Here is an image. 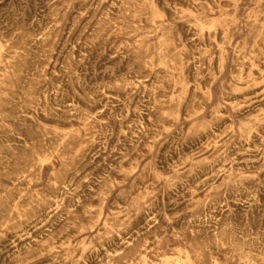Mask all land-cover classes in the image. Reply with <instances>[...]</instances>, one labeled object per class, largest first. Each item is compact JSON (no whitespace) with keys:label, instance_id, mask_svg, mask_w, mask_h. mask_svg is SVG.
<instances>
[{"label":"rangeland","instance_id":"374dc122","mask_svg":"<svg viewBox=\"0 0 264 264\" xmlns=\"http://www.w3.org/2000/svg\"><path fill=\"white\" fill-rule=\"evenodd\" d=\"M135 1L0 0V264H264V0Z\"/></svg>","mask_w":264,"mask_h":264},{"label":"bare ground","instance_id":"6f19581e","mask_svg":"<svg viewBox=\"0 0 264 264\" xmlns=\"http://www.w3.org/2000/svg\"><path fill=\"white\" fill-rule=\"evenodd\" d=\"M132 1H133V0H132ZM136 1H137V0H136ZM136 1H135V2H136ZM211 1H212V0H211ZM217 1H218V0H217ZM229 1H230V0H229ZM122 2H123V1H122ZM135 2H134V3H135ZM183 2H184V1H183ZM188 2H189V1H188ZM209 2H210V1H209ZM221 2H222V1H221ZM191 3H192V2H191ZM191 3H190V4H191ZM199 3H200V2H199ZM205 3H206V2H205ZM205 3L200 4V6H202V5L205 4ZM211 3H212V2H211ZM68 4H69V2H68ZM135 4H137V3H135ZM159 4H160V3H159ZM171 4H172V3H171ZM226 4H228V3H226ZM191 5H192V4H191ZM194 5H195V4H193V7H195ZM197 5H199V4H197ZM212 5H213V3H212ZM216 5H217V4H216ZM222 5H223V4H222ZM127 6H129V5H127ZM132 6H133V5H132ZM132 6H131V7H132ZM184 6H185V5H184ZM188 6H189V5H188ZM213 6H214V5H213ZM228 6H229V5H228ZM105 7H106V6H105ZM129 7H130V6H129ZM193 7H192V8H193ZM215 7H218V6H215ZM110 8H111V7H110ZM177 8H178V7H177ZM189 8H190V7H189ZM198 8H199V7H198ZM168 9H169V8H168ZM50 10H51V9H50ZM85 10H86V9H85ZM128 10H129V8H128ZM133 10H134V9H133ZM208 10H209V9H208ZM63 12H64V11H63ZM100 12H101V11H100ZM105 12H106V11H105ZM180 12H181V11H180ZM176 13H177V12H176ZM60 14H61V13H60ZM101 15H102V14H101ZM175 15H176V14H175ZM61 16H62V15H61ZM178 16H179V15H178ZM97 17H98V16H97ZM104 17H106V16H104ZM172 17H173V16H172ZM108 18H109V17H108ZM174 18H175V17H174ZM55 22H56V21H55ZM59 23H60V22H59ZM98 23H99V22H98ZM205 27H206V26H205ZM205 29H206V28H205ZM17 31H18V30H17ZM120 32H121V31H120ZM111 33H112V32H111ZM13 34H14V33H13ZM67 34H68V33H67ZM98 36H99V35H98ZM91 37H92V36H91ZM20 38H21V37H20ZM14 39H15V38H14ZM95 39H96V38H95ZM246 39H247V38H246ZM0 40H1V39H0ZM9 40H10V39H9ZM193 40H194V39H193ZM217 40H218V39H217ZM1 41H3V40H1ZM33 41H34V40H33ZM42 41H45V40H42ZM42 41H41V42H42ZM5 43H6V42H5ZM1 44H2V43H1ZM35 44H36V43H35ZM80 44H81V43H80ZM217 44H218V43H217ZM6 45H7V44H6ZM61 45H62V44H61ZM182 45H183V44H182ZM14 46H15V45H14ZM193 46H194V45H193ZM205 46H206V45H205ZM22 47H23V46H22ZM197 47H198V46H197ZM0 48H1V47H0ZM47 48H48V47H47ZM205 48H206V47H205ZM30 49H31V48H30ZM5 50H6V49H5ZM23 50H24V49H23ZM27 50H28V49H27ZM51 51H52V50H51ZM51 51H50V52H51ZM100 51H101V50H100ZM218 51H219V50H218ZM0 52H1V51H0ZM29 52H30V51H29ZM1 53H2V52H1ZM79 53H80V52H79ZM40 54H41V53H40ZM153 54H154V53H153ZM12 55H13V54H12ZM27 55H28V54H27ZM86 55H87V54H86ZM112 55H114V54H112ZM2 57H3V56H2ZM12 57H13V56H12ZM35 57H36V56H35ZM35 57H34V58H35ZM34 58H33V59H34ZM42 58H43V57H42ZM47 58H48V57H47ZM161 58H162V57H161ZM236 58H237V57H236ZM159 59H160V58H159ZM16 60H17V59H16ZM137 60H138V59H137ZM148 60H149V59H148ZM27 61H28V60H27ZM180 61H181V60H180ZM239 61H240V60H239ZM150 62H151V61H150ZM215 62H216V61H215ZM261 63H262V62H261ZM151 64H152V63H151ZM250 64H251V63H250ZM245 65H246V64H245ZM8 66H9V65H8ZM16 66H17V65H16ZM40 66H41V65H40ZM146 66H147V65H146ZM220 66H221V65H220ZM253 66H255V65L253 64ZM263 66H264V65H263ZM174 67H175V66H174ZM247 67H248V66H247ZM261 67H262V66H261ZM30 68H31V67H30ZM244 68H245V67H244ZM26 69H27V68H26ZM64 70H65V69H64ZM104 70H105V69H104ZM77 71H78V70H77ZM253 71H254V70H253ZM255 71H256V70H255ZM24 72H25V71H24ZM153 72H154V71H153ZM191 72H192V71H191ZM231 72H232V71H231ZM237 72H239V71H237ZM60 73H61V72H60ZM103 73H104V72H103ZM196 73H197V72H196ZM205 73H208V72H205ZM244 73H245V72H244ZM218 74H219V72H218ZM109 75H110V74H109ZM157 75H158V74H157ZM75 76H76V75H75ZM194 76H195V75H194ZM205 76H206V75H205ZM233 76H234V75H233ZM145 77H146V76H145ZM158 77H160V76H158ZM158 77H157V79H158ZM1 78H2V77H1ZM194 78H195V77H194ZM155 79H156V78H155ZM81 81H82V80H81ZM99 82H100V81H99ZM158 83H159V82H158ZM181 83H182V82H181ZM204 83H206V82H204ZM208 83H209V81H208ZM55 84H56V83H55ZM45 85H46V84H45ZM153 85H155V84H153ZM153 85H152V86H153ZM109 86H110V85H109ZM191 86H192V85H191ZM94 87H95V86H94ZM116 87H117V86H116ZM153 87H154V86H153ZM153 87H152V88H153ZM177 87H178V86H177ZM179 87H181V85H179ZM101 88H102V87H101ZM219 88H220V87H219ZM134 89H135V88H134ZM50 90H51V89H50ZM103 90H104V89H103ZM206 90H207V89H206ZM223 90H224V89H223ZM223 90H222V91H223ZM144 91H145V90H144ZM152 91H153V89H152ZM146 92H147V91H146ZM242 93H243V92H242ZM253 93H254V92H253ZM1 95H2V94H1ZM38 95H39V94H38ZM121 95H122V94H121ZM143 95H144V94H143ZM220 95H221V94H220ZM66 96H67V95H66ZM73 96H74V95H73ZM107 96H108V95H107ZM257 96H258V95H257ZM27 97H28V96H27ZM163 97H164V96H163ZM166 97H167V96H166ZM192 97H193V96H192ZM208 97H209V96H208ZM208 97H207V98H208ZM233 97H235V96H233ZM253 97H254V96H253ZM34 98H35V97H34ZM168 98H169V97H168ZM254 98H255V97H254ZM209 99H210V98H209ZM209 99H208V100H209ZM33 100H34V99H33ZM42 100H43V99H42ZM60 100H61V99H60ZM119 100H120V99H119ZM144 100H145V99H144ZM160 100H161V99H160ZM167 100H169V99H166V101H167ZM186 100H187V99H186ZM188 100H189V99H188ZM190 100H191V99H190ZM208 100H206V101L208 102ZM227 100H228V99H227ZM263 100H264V99H263ZM45 101H46V100H45ZM65 101H66V100H65ZM36 102H37V101H36ZM36 102H35V103H36ZM188 102H189V101H188ZM197 102H198V101H197ZM203 102H204V101H203ZM240 102H241V101H240ZM245 102H246V101H245ZM256 102H257V101H256ZM258 102H260V100H259ZM71 103H72V102H71ZM85 103H86V102H85ZM154 103H155V101H154ZM156 103H158V102H156ZM163 103H164V102H163ZM167 103H168V102H167ZM190 103H191V102H190ZM234 103H235V102H234ZM253 103H254V102H253ZM253 103H252L251 105H253ZM104 104H105V103H104ZM107 104H108V103H107ZM159 104H160V103H159ZM182 104H184V103H182ZM194 104H195V103H194ZM52 105H53V104H52ZM90 105H91V104H90ZM164 105H165V104H164ZM166 105H167V104H166ZM184 105H187V104H184ZM199 105H200V104H199ZM170 106H172V103L170 104ZM235 106H236V105H235ZM239 106H240V105H239ZM163 107H164V106H163ZM167 107H168V106H167ZM185 107H186V106H185ZM187 107H188V106H187ZM201 107H202V106H201ZM255 107H256V106H255ZM33 108H34V107H33ZM84 108H85V107H84ZM92 108H93V107H92ZM164 109H165V107H164ZM186 109H187V108H186ZM201 109H202V108H200L199 110L201 111ZM226 109H227V108H226ZM243 109H244V108H243ZM253 109H254V108H253ZM74 110H75V109H74ZM157 110H159V109H157ZM157 110H155V111H157ZM189 110H190V109H189ZM257 110H258V109H257ZM140 111H141V110H140ZM140 111H139V112H140ZM227 111H228V109H227ZM236 111H238V110H236ZM76 112H77V111H76ZM252 112H254V110H253ZM66 113H67V112H66ZM183 113H184V111H183ZM208 113H209V112H208ZM234 113H235V112H234ZM83 114H84V113H83ZM159 114H160V113H159ZM159 114L157 113V115H159ZM216 114H217V113H216ZM36 115H37V114H36ZM88 115H89V114H88ZM152 115H153V114H152ZM164 115H165V114H164ZM182 115H184V114H182ZM182 115H181V116H182ZM190 115H192V113H188V114L186 113V116L189 117ZM66 116H67V115H66ZM85 116H86V114H85ZM93 116H94V115H93ZM97 116H98V115H97ZM100 116H101V115H100ZM134 116H135V115H134ZM153 116H155V115H153ZM217 116H218V115H217ZM87 117H88V116H87ZM98 117H99V116H98ZM98 117H97V118H98ZM141 117H142V116H141ZM184 117H185V116H184ZM188 117H187V118H188ZM210 117H211V116H210ZM213 117H214V116H213ZM213 117H212V118H213ZM227 117L230 118V115L227 116ZM99 118H100V117H99ZM99 118H98V119H99ZM161 118H162V117H161ZM166 118H167V117H166ZM180 118H181V117H180ZM13 119H14V118H13ZM91 119H94V118H91ZM147 119H148V118H147ZM157 119H159V118H157ZM162 119H163V118H162ZM78 120H79V119H78ZM134 120H135V119H134ZM159 120H160V119H159ZM222 120H223V119H222ZM222 120H221V121H222ZM226 120H227V119H226ZM96 121H97V119H96ZM128 121H129V120H128ZM137 121H138V119H137ZM149 121H150V120H149ZM155 121H156V120H155ZM170 121H171V123H172V120H170ZM228 121H229V120H228ZM231 121H232V120H231ZM263 121H264V120H263ZM97 122H98V121H97ZM99 122H100V121H99ZM161 122H162V121H161ZM223 122H224V121H223ZM233 122H234V121H233ZM243 122H244V121H243ZM64 123H65V122H64ZM92 123H93V122H92ZM126 123H127V122H126ZM134 123H135V121H134ZM147 123H148V122H147ZM154 123H155V122H154ZM163 123H164V122H163ZM171 123H170V124H171ZM175 123H176V122H175ZM217 123H218V122H217ZM65 124H66V123H65ZM93 124H94V123H93ZM131 124H132V123H131ZM166 124H167V123H166ZM170 124H169V125H170ZM173 124H174V122L172 123V125H173ZM218 124H219V123H218ZM242 124H243V123H242ZM262 124H263V123H262ZM128 125H129V124H128ZM150 125H151V123H150ZM222 125H223V124H222ZM228 125H230V124H228ZM2 126H3V125H2ZM126 126H127V125H126ZM129 126H130V125H129ZM131 126H133V125H131ZM145 126H146V125H145ZM223 126H224V125H223ZM223 126H222V127H223ZM225 126H226V125H225ZM225 126H224V127H225ZM246 126H247V125H246ZM246 126H245V127H246ZM252 126H253V125H252ZM77 127H78V126H77ZM133 127H137V125H136V126H133ZM139 127H140V126H139ZM152 127H153V126H152ZM156 127H157V126H156ZM226 127H227V126H226ZM226 127H225V128H226ZM245 127H244V128H245ZM256 127H257V126H256ZM262 127H263V126H262ZM126 128H127V127H126ZM137 128H138V127H137ZM137 128H136V129H137ZM154 128H155V127H154ZM162 128H163V127H162ZM177 128H178V127H177ZM209 128H211V127H209ZM225 128H224V129H225ZM227 128H228V127H227ZM227 128H226V129H227ZM53 129H54V128H53ZM133 129H134V128H133ZM136 129H135V130H136ZM138 129H139V128H138ZM156 129H157V128H156ZM158 129H159V128H158ZM158 129H157V130H158ZM180 129H181V128H180ZM180 129H179V130H180ZM232 129H233V128H232ZM232 129H230V130H232ZM257 129H259V128H257ZM206 130H207V129H206ZM206 130H205V132H206ZM208 130H209V129H208ZM208 130H207V131H208ZM211 130H212V129H211ZM250 130H251V129H250ZM250 130H249V131H250ZM252 130H253V129H252ZM254 130H255V129H254ZM130 131H132V129H131ZM160 131H161V130H160ZM162 131H163V130H162ZM215 131H216V130H215ZM259 131H261V130H259ZM59 132H60V131H59ZM91 132H92V131H91ZM96 132H97V131H96ZM132 132H133V131H132ZM138 132H139V131H138ZM163 132H164V131H163ZM221 132H223V131H221ZM227 132L229 133V131H227ZM227 132H226V133H227ZM245 132H246V131H245ZM247 132H248V131H247ZM251 132H253V131H251ZM251 132H250V133H251ZM255 132H257V131H255ZM86 133H87V132H86ZM86 133H85V134H86ZM89 133H90V131H89ZM92 133H93V132H92ZM135 133H136V132H135ZM199 133H200V132H199ZM202 133H203V132H202ZM209 133H210V132H209ZM214 133H215V132H214ZM228 133H227V134H228ZM248 133H249V132H248ZM81 134H82V133H81ZM115 134H116V133H115ZM126 134H127V132H126ZM128 134H129V132H128ZM148 134H151V133H148ZM152 134H153V133H152ZM156 134H157V133H156ZM210 134H211V133H210ZM210 134H209V135H210ZM242 134H243V133H242ZM242 134H241V135H242ZM244 134H246V133H244ZM244 134H243V135H244ZM254 134H256V133H254ZM49 135H50V134H49ZM83 135H84V133H83ZM88 135H89V134H88ZM99 135H100V134H99ZM120 135H121V134H120ZM131 135H132V134H131ZM146 135H147V134H146ZM146 135H145V136H146ZM157 135H158V134H157ZM211 135H212V134H211ZM243 135H242V136H243ZM258 135H259V137H260V134H258ZM258 135H256L255 137H258ZM94 136H96V135H94ZM107 136H108V135H107ZM114 136H115V135H114ZM133 136H134V135H132V137H133ZM217 136H218V134H217ZM217 136H215V137H217ZM223 136H226V135L223 134ZM232 136H233V135H232ZM248 136H250V134H248ZM97 137H98V136H97ZM123 137H125V136H123ZM123 137H122L121 139H124ZM147 137H149V136L147 135ZM150 137H151V135H150ZM190 137H191V136H190ZM193 137H194V136H193ZM196 137H197V136H196ZM199 137H200V136H199ZM213 137H214V136H213ZM215 137H214V138H215ZM245 137H246V135H245ZM87 138H88V137H87ZM92 138H93V137H92ZM129 138H130V137H129ZM129 138H128V139H129ZM151 138H152V137H151ZM201 138H202V137H201ZM203 138H204V137H203ZM218 138H219V137H218ZM89 139H90V138H89ZM131 139H132V138H131ZM157 139H158V138H157ZM189 139H190V138H189ZM191 139H192V138H191ZM191 139H190V141H191ZM196 139H197V138H196ZM215 139H216V138H215ZM220 139H221V138H220ZM239 139H240V138H238V140H239ZM243 139H244V138H243ZM247 139H248V138H247ZM254 139H255V138H254ZM257 139H258V138H257ZM145 140H146V139H145ZM183 140H184V139H183ZM193 140H194V139H193ZM213 140H214V139H213ZM221 140H222V139H221ZM227 140H228V139H227ZM248 140H250V139H248ZM248 140H247V141H248ZM92 141H94V138L92 139ZM115 141H116V139H115ZM121 141H122V140H121ZM128 141H129V140H128ZM130 141H131V140H130ZM130 141H129V142H130ZM141 141H142V140H141ZM154 141H156V139H154ZM217 141H219V139H218ZM225 141H226V140H225ZM250 141H251V140H250ZM262 141H263V140H262ZM131 142H132V141H131ZM143 142H144V141H143ZM165 142H166V141H165ZM188 142H189V141H188ZM188 142H187V143H188ZM192 142H193V141H192ZM192 142H191V143H192ZM88 143H89V141H88ZM88 143H87V144H88ZM118 143H119V142H118ZM125 143H126V142H125ZM194 143H195V142H194ZM197 143H198V142H197ZM197 143H196L195 145H197ZM227 143H228V142H227ZM234 143H235V142H234ZM245 143H246V142H245ZM249 143H250V142H249ZM89 144H90V143H89ZM93 144L95 145V143H93ZM192 144H193V143H192ZM192 144H191V145H192ZM205 144H206V143H205ZM213 144H214V141H213ZM215 144H216V143H215ZM223 144H224V143H223ZM251 144H252V143H250V145H251ZM124 145H125V144H124ZM127 145H128V144H127ZM139 145H140V144H139ZM139 145H138V147H139ZM141 145H143V144H141ZM141 145H140V146H141ZM175 145H177V144H175ZM199 145H201V144L199 143ZM199 145H198V147H200ZM224 145H225V144H224ZM224 145H223V146H224ZM117 146H118V145H117ZM121 146H122V145H121ZM153 146H154V143L151 142V140H150V142H149V149H153V148H152ZM173 146H174V145H173ZM173 146H172V147H173ZM213 146H214V145H213ZM213 146H212V147H213ZM221 146H222V145H221ZM240 146H241V145H240ZM252 146H253V145H252ZM252 146H251V147H252ZM29 147H30V146H29ZM88 147H89V146H88ZM124 147H125V146H124ZM124 147H123V148H124ZM130 147H131V146H130ZM175 147H176V146H175ZM193 147H194V146H193ZM195 147H196V146H195ZM198 147H197V148H198ZM203 147H205V146H203ZM247 147H248V145H247ZM55 148H56V147H55ZM116 148H117V147H116ZM116 148H115V149H116ZM118 148H119V147H118ZM140 148H141V147H140ZM145 148H146V147H145ZM191 148H192V147H191ZM219 148H221V147H219ZM236 148H237V147H236ZM245 148H246V147H245ZM53 149H54V148H53ZM119 149H120V148H119ZM121 149H122V148H121ZM137 149H139V148H137ZM143 149H144V147H143ZM175 149H176V148H175ZM178 149H179V148H178ZM194 149H195V148H194ZM204 149H205V148H204ZM234 149H235V148H234ZM126 150H129V149H126ZM139 150H140V149H139ZM145 150H146V149H145ZM176 150H177V149H176ZM179 150H180V149H179ZM191 150H193V149H191ZM201 150H202V149H201ZM219 150H220V149H219ZM245 150H246V149H245ZM254 150H256V149H254ZM261 150H262V149H261ZM98 151H99V150H98ZM102 151H103V150H102ZM117 151H118V149H117ZM132 151H133V150H132ZM149 151H150V150H149ZM177 151H178V150H177ZM257 151H258V150H257ZM259 151H260V150H259ZM114 152H115V151H114ZM125 152H126V151H125ZM241 152H242V151H241ZM248 152H249V151H248ZM32 153H33V152H32ZM134 153H135V151H134ZM141 153H142V152H141ZM195 153H196V152H195ZM206 153H208V151H207ZM234 153H236V152L234 151L233 154H234ZM239 153H240V152H239ZM245 153H246V152H245ZM261 153H262V152H261ZM40 154H41V153H40ZM120 154H121V153H120ZM122 154H124V153H122ZM125 154H126V153H125ZM135 154H137V153H135ZM138 154H139V153H138ZM146 154H147V152H146ZM231 154H232V153H231ZM251 154H252V153H251ZM114 155H115V154H114ZM116 155H117V154H116ZM129 155H130V154H129ZM243 155H244V154H242V156H243ZM259 155H260V154H259ZM259 155H258V156H259ZM131 156H132V155H131ZM212 156H214V155H212ZM223 156H224V155H223ZM223 156H222V158L220 159V166H221V167L225 165V164H224V157H223ZM235 156H236V155H235ZM242 156H239V157L241 158ZM255 156H256V155H255ZM263 156H264V155H263ZM121 157H122V156H121ZM209 157H210V156H209ZM214 157H215V156H214ZM237 157H238V156H237ZM248 157H250V156H248ZM251 157H252V155H251ZM30 158H32V157H30ZM122 158H123V157H122ZM129 158H130V157H129ZM129 158H128V159H129ZM226 158H228V157H226ZM233 158H234V156L232 157V159H233ZM9 159H10V158H9ZM42 159H43V158H42ZM118 159H119V158H118ZM218 159H219V158H218ZM238 159H239V158H238ZM250 159H252V158H250ZM43 160H44V159H43ZM119 160H120V159H119ZM131 160H132V159H131ZM229 160H230V159H229ZM247 160H248V158H247ZM115 161H116V159H115ZM123 161H125V160H123ZM249 161H250V160H249ZM112 162H114V161H112ZM118 162H119V161H118ZM129 162H130V161H129ZM234 162H235V161H234ZM247 162H248V161H247ZM259 162H260V161H259ZM259 162H258V164H261V163H259ZM125 163L130 164V163H128V162H125ZM132 163H133V162H132ZM212 163H213V162H212ZM218 163H219V162H218ZM226 163H227V162H226ZM228 163H229V162H228ZM236 163H237V162H236ZM241 163H242V162H241ZM245 163H246V161H245ZM254 163H255V162H254ZM114 164H116V162H114ZM127 164H126V165H127ZM137 164H138V162L136 161L135 163L131 164L132 166H131L130 168H125L123 165H121V166L119 165V166L122 168V172L125 171V172H124L125 174H124V177H123L122 180H125V179L129 176L128 174H129L132 170H134V169L137 167ZM249 164H250V163H249ZM126 165H125V166H126ZM194 165H195V164H194ZM197 165H198V164H197ZM230 165H231V164H230ZM256 165H257V164H256ZM108 166H109V165H108ZM225 166H227V165H225ZM234 166H235V165H234ZM257 166H258V165H257ZM202 167H203V166H202ZM230 167H232V166H230ZM244 167H245V165H244ZM105 168H107V167H105ZM212 168H213V167H212ZM238 168H239V167H238ZM241 168H243V167H241ZM245 168H246V167H245ZM249 168H250V165H249ZM254 168H255V167H254ZM108 169H110V168H108ZM196 169H197V168H196ZM98 170H99V169H98ZM102 170H103V169H102ZM112 170H114V169H112ZM112 170H111V171H112ZM203 170H205V169H203ZM100 171H101V170H100ZM107 171H108V170H107ZM117 171H118V170H117ZM194 171H195V170H194ZM197 171H198V170H197ZM250 171H252V170H250ZM255 171H256V170H255ZM37 172H38V171H37ZM97 172H98V171H97ZM103 172H104V171H103ZM109 172H110V171H109ZM198 172H199V171H198ZM202 172H203V171H202ZM218 172H219V171H218ZM95 173H96V172H95ZM110 173H111V172H110ZM192 173H193V172H192ZM199 173H200V172H199ZM230 173H231V172L227 171V173H226L227 178H228V176H230ZM189 174L191 175V173H189ZM222 174H223V173H222ZM212 175H213V174H212ZM217 175H218V174H217ZM36 176H37V175H36ZM100 176H101V175H100ZM117 176H118V173H117ZM207 176H208V175H207ZM29 177H30V176H29ZM94 177H95V176H94ZM118 177H119V176H118ZM118 177H117V178H118ZM187 177H188V176H187ZM193 177H194V176H193ZM230 177H231V176H230ZM256 177H257V176H256ZM263 177H264V176H263ZM147 178H149V177H147ZM147 178H146V179H147ZM189 178H191V177H189ZM194 178H195V177H194ZM198 178H199V177H198ZM198 178L196 177V179H198ZM92 179H93V178H92ZM100 179H101V178H100ZM100 179H98V180H100ZM103 179H104V177H103ZM103 179H102V180H103ZM108 179H109V178H108ZM146 179H145V180H146ZM192 179H193V178H192ZM224 179H225V178H224ZM228 179H229V178H228ZM249 179H250V178H249ZM249 179H247V180H249ZM252 179H253V178H252ZM255 179H256V178H255ZM89 180H90V179H89ZM114 180H115V179H114ZM186 180H187V179H186ZM201 180H202V179H201ZM261 180H262V178H261ZM139 181H140V180H139ZM147 181H148V180H147ZM188 181H189V180H188ZM225 181H226V180H225ZM236 181H237V180H236ZM250 181H251V180H250ZM252 181H254V180H252ZM51 182H52V181H51ZM90 182H91V180H90ZM90 182H88V183H90ZM99 182H100V181H99ZM182 182H183V181H182ZM220 182H221V181H220ZM254 182H255V181H254ZM256 182H257V181H256ZM262 182H263V181H262ZM262 182H261V183H262ZM69 183H70V182H69ZM116 183H118V182H116ZM185 183H187V181H186ZM185 183H184V184H185ZM244 183H245V182H244ZM244 183H243V184H244ZM85 184H86V182H85ZM112 184H113L112 181H107V182H105L102 186L99 185L100 187H99V189H98V192H99V195H100L103 199H105L106 195L108 194V192H109V190H110V187H112ZM175 184H176V183H175ZM177 184H178V183H177ZM179 184H180V183H179ZM182 184H183V183H182ZM190 184H191V183H190ZM237 184H239V183H237ZM241 184H242V183H241ZM247 184H249V183H247ZM145 185H146V184H145ZM224 185H225V184H224ZM232 185H233V184H232ZM244 185H245V184H244ZM251 185H252V184H251ZM84 186H85V185H84ZM92 186H94V184H93ZM167 186H168V185H167ZM177 186H178V185H177ZM227 186H228V185H227ZM227 186H226V188H227ZM230 186H231V185H230ZM234 186H235V185H234ZM246 186H247V185H246ZM248 186H249V185H248ZM262 186H263V184H262ZM77 187H78V186H77ZM94 187H95V186H94ZM138 187H140V186H138ZM141 187H142V186H141ZM241 187H242V186H241ZM252 187H255V186H252ZM64 188H65V187H64ZM80 188H81V186H80ZM170 188H171V187H170ZM226 188H225V189H226ZM238 188H239V187H238ZM238 188H237V189H238ZM250 188H251V186H250ZM261 188H264V187H261ZM261 188H260V189H261ZM85 189H86V188H85ZM85 189H84L83 191H85ZM172 189H174V188H172ZM227 189H228V188H227ZM234 189H235V188H234ZM87 190H88V189H87ZM87 190H86V191H87ZM90 190H91V189H90ZM230 190H231V189H230ZM86 191H85V192H86ZM138 191H139V190H138ZM239 191H240V190H239ZM248 191H249V190H248ZM77 192H78V190H77ZM87 192H88V191H87ZM90 192H91V191H90ZM92 192H93V191H92ZM228 192H229V191H228ZM235 192H236V191H235ZM235 192H233V193H235ZM254 192H255V191H254ZM64 193H65V192H64ZM69 193H70V192H69ZM75 193H76V192H75ZM81 193H82V192H81ZM204 193H205V192H204ZM239 193H240V192H239ZM241 193H242V192H241ZM243 193H244V195H248L247 192H244V191H243ZM245 193H246V194H245ZM262 193H263V192H262ZM76 194H77V193H76ZM79 194H80V193H79ZM87 194H88V193H87ZM91 194H92V193H91ZM254 194H255V193H254ZM254 194H253V195H254ZM64 195H65V194H64ZM66 195H67V194H66ZM82 195H83V194H82ZM144 195H145V194H144ZM228 195H229V194H228ZM255 195H256V194H255ZM261 195H262V194H261ZM261 195H260V196H261ZM89 196H90V195H89ZM89 196H88V197H89ZM235 196H236V195H235ZM73 197H74V196H73ZM93 197H94V196H93ZM98 197H99V196H98ZM232 197L234 198V196H232ZM242 197H243V196H242ZM252 197H253V196H252ZM252 197H251V198H252ZM69 198H70V197H69ZM82 198H83V197H82ZM223 198H224V197H223ZM247 198H248V197H247ZM260 198L263 200L262 197H260ZM58 199H59V198H58ZM67 199H68V198H66V200H67ZM71 199H72V198H71ZM71 199H70V200H71ZM76 199H77V198H76ZM214 199H215V198H214ZM239 199H240V198H239ZM245 199H246V198H245ZM62 200L65 201L64 198H63ZM77 200H79V198H78ZM83 200H84V199H83ZM191 200H192V199H191ZM233 200H234V199H233ZM248 200H249V199H248ZM72 201H73V199H72ZM84 201H85V200H84ZM93 201H94V200H93ZM189 201H190V200H189ZM245 201H246V200H245ZM250 201H251V200H250ZM260 201H261V200H260ZM242 202H243V201H242ZM258 202H259V198H258ZM58 203H59V202H58ZM58 203H57V205H58ZM60 203H61V202H60ZM84 203H85V202H84ZM190 203H191V202H190ZM192 203H193V202H192ZM213 203H214V202H213ZM249 203L251 204V202H248V204H249ZM263 203H264V202H263ZM73 204H74V203H73ZM85 204H87V203H85ZM193 204H194V203H193ZM203 204H204V203H203ZM203 204H202V205H203ZM231 204H234V203H231ZM242 204H243V203H242ZM255 204H256V203H255ZM258 204H259V203H258ZM14 205H15V204H14ZM57 205H56V206H57ZM71 205H72V203L69 202V201L66 202V203H64L63 209L65 210V212L67 211V213H68L69 210H71V209H70V208H71V207H70ZM82 205H83V204H82ZM202 205H201V207L204 206V205H203V206H202ZM237 205H238V204H237ZM253 205H254V204H253ZM58 206H59V205H58ZM61 206H62V205H61ZM76 206H77V205H76ZM79 206L81 207V205H79ZM83 206H84V205H83ZM189 206H191V205H189ZM205 206H206V204H205ZM233 206H234V205H233ZM248 206H249V205H248ZM255 206H256V205H255ZM255 206H254V207H255ZM260 206H261V205H260ZM77 207H78V206H77ZM85 207H86V206H85ZM201 207H200V208H201ZM206 207H207V206H206ZM209 207H210V206H209ZM231 207H232V206H231ZM236 207H237V206H236ZM240 207H241V206H240ZM252 207H253V206H252ZM258 207H259V205H258ZM258 207H257V208H258ZM262 207H263V206H262ZM220 208H221V207H220ZM222 208H223V207H222ZM232 208H233V207H232ZM250 208H251V207H250ZM257 208H256V209H257ZM78 209H79V208H78ZM81 209H82V208H81ZM81 209H80V210H81ZM87 209H88V208H87ZM191 209H192V208H191ZM207 209H208V207H207ZM248 209H249V207H248ZM261 209H262V208H261ZM263 209H264V208H263ZM61 210H62V209H61ZM61 210H60V211H61ZM197 210H198V209H197ZM204 210H205V209H204ZM214 210H215V209H214ZM229 210H230V209H229ZM234 210H235V208H234ZM249 210H250V209H249ZM58 211H59V209H58ZM60 211H59V212H60ZM88 211H89V209H88ZM147 211H148V210H147ZM199 211H201V210H199ZM207 211H209V210H207ZM224 211H225V210H224ZM255 211H256V210H255ZM258 211H261V210H258ZM61 212H63V210H62ZM196 212H197V211H196ZM201 212H204V211H201ZM218 212H219V211H218ZM227 212H229V211L227 210ZM227 212H226V213H227ZM237 212H238V211H236V213H237ZM240 212H242V211H239V213H240ZM252 212H254V211L252 210ZM262 212H263V211H262ZM74 213H75V212H74ZM76 213H77V212H76ZM76 213H75V215H76ZM94 213H95V212H94ZM188 213H189V211H188ZM190 213H192V212L190 211ZM199 213H200V212H199ZM199 213H197V214H199ZM222 213H224V212L222 211ZM231 213H232V212H231ZM242 213H243V212H242ZM254 213H255V212H254ZM260 213H261V212H260ZM58 214H60V213H58ZM78 214H79V213H78ZM186 214H187V213H186ZM186 214H185L184 216H186ZM204 214H206V213L204 212ZM210 214H212V213H210ZM227 214L229 215V213H227ZM227 214H226V216H227ZM249 214H250V212L248 211V215H249ZM255 214L257 215V213H255ZM68 215H69V214H68ZM73 215H74V214H73ZM73 215H72V216H73ZM81 215H82V214H81ZM90 215H91V214H90ZM191 215H192V214H191ZM199 215H200V214H199ZM199 215H198V217H199ZM202 215H203V214H202ZM224 215H225V214H224ZM224 215H223V216H224ZM241 215H242V214H241ZM261 215H262V214H261ZM261 215H260V216H261ZM263 215H264V214H263ZM95 216L98 217V214H96ZM188 216H189V215H188ZM193 216H194V215H193ZM211 216H212V215H211ZM250 216H252V215H250ZM250 216H249L248 218H250ZM253 216H255V215H253ZM253 216H252V217H253ZM257 216H258V215H257ZM257 216H256V217H257ZM66 217H67V216H66ZM69 217H70V216H69ZM69 217H67V218H69ZM86 217H87V216H86ZM91 217H92V216H91ZM91 217H90V218H91ZM150 217H151V216H150ZM189 217H191V216H189ZM189 217H188V218H189ZM196 217H197V216H196ZM205 217H206V216H204V218H205ZM221 217H222V216H221ZM221 217H220V219H221ZM233 217H234V216H233ZM241 217H242V216H241ZM244 217H245V216H244ZM246 217H247V216H246ZM258 217H259V216H258ZM70 218H71V217H70ZM148 218H149V217H148ZM186 218H187V217H186ZM194 218H195V217H194ZM204 218H202L201 220H203ZM207 218H210V217L208 216ZM225 218H226V217H225ZM227 218H228V216H227ZM237 218H238V217H237ZM237 218H235V219H237ZM239 218H240V217H239ZM239 218H238V219H239ZM242 218H243V217H242ZM261 218L263 219V217H261ZM87 219H88V218H87ZM143 219H144V218H143ZM190 219H191V218H190ZM240 219H241V218H240ZM240 219H239V220H240ZM257 219H258V218H257ZM91 220H92V219H91ZM147 220H148V219H147ZM195 220H196V219H195ZM210 220H212V219H210ZM210 220H209V221H210ZM222 220H224V219H222ZM226 220H227V219H226ZM228 220H229V219H228ZM241 220H242V223H244V222H243V219H241ZM244 220H245V218H244ZM246 220H247V219H246ZM246 220H245V221H246ZM251 220H254V217H253V219H250V221H251ZM259 220H261V219L259 218ZM77 221H81V220H77ZM83 221H85V220H83ZM105 221H106V220H104L103 223H105ZM120 221H121V219H120ZM190 221H192V220H190ZM205 221H206V219H205ZM262 221H263V220H262ZM67 222H68V220H67ZM219 222H220V221H219ZM224 222H225V221H224ZM238 222H240V221H238ZM256 222H257V221H256ZM256 222H255V223H256ZM260 222H261V221H260ZM108 223H109V222H108ZM137 223H138V216H135V217H133L132 219L129 218V222H128L127 224H131L130 226L133 227V226H136ZM143 223H144V222H143ZM214 223H215V222H214ZM229 223H230V221H229ZM247 223H248V222H247ZM251 223H253V221H252ZM255 223H254V224H255ZM257 223H258V222H257ZM125 224H126V223H125ZM146 224L148 225V221H147ZM67 225H68V224H67ZM141 225H142V224H141ZM209 225H210V224H209ZM218 225H219V224H218ZM225 225H226V224H225ZM228 225H229V224H228ZM244 225H245V223H244ZM246 225H247V224H246ZM258 225H259V224H258ZM241 226H242V225H241ZM252 226H253V225H252ZM256 226H257V225H256ZM73 227H74V226H73ZM110 227H112V226H110ZM216 227H217V226H216ZM216 227H215V228H216ZM220 227H221V226H220ZM227 227H228V226H227ZM259 227H260V226H259ZM259 227H257V228L253 227V228L258 229ZM33 228H35V227H33ZM66 228H67V227H66ZM112 228H114V227H112ZM126 228H127V226H126ZM142 228H143V226H142ZM215 228H214V229H215ZM239 228H240V227H239ZM246 228H247V226H246ZM76 229H77V228H76ZM123 229H124V228H123ZM111 230H112V229H111ZM114 230H115V229H114ZM133 230H134V229H133ZM191 230H192V228H191ZM215 230H217V228H216ZM228 230H229V229H228ZM231 230H232V229H230L229 231H231ZM241 230H242V229H241ZM250 230H251V229H250ZM115 231H116V230H115ZM126 231H128V230H126ZM136 231H137V230H136ZM143 231H144V234H145V235H148V226L145 227V230H143ZM242 231H245V230L243 229ZM246 231H247V230H246ZM248 231H249V230H248ZM248 231H247V232H248ZM69 232H70V231H69ZM116 232H118V230H117ZM128 232H129V231H128ZM224 232H225V231H224ZM234 232H235V231H234ZM238 232H241V231H238ZM247 232H246V234H247ZM250 232H251V231H250ZM250 232H249V233H250ZM261 232H262V231H261ZM110 233H111V232H110ZM118 233H119V232H118ZM141 233H143V232L141 231ZM216 233H217V232H216ZM232 233H233V232H232ZM232 233H230V234H232ZM242 233H243V232H242ZM24 234H25V233H24ZM28 234H29V233H28ZM136 234H137V233H136ZM225 234H226V233H225ZM235 234H236V233H235ZM73 235H74V234H73ZM115 235H116V233H115ZM213 235H214V234H213ZM237 235H239V233H238ZM237 235H236V237H237ZM250 235H251V234H250ZM258 235H260V234L258 233ZM261 235H262V234H261ZM117 236H118V235H117ZM130 236H131V234H130ZM130 236H129V237H130ZM220 236H221V235H220ZM230 236H231V235H230ZM232 236H233V235H232ZM244 236H245V235H244ZM254 236H255V235H254ZM227 237H228V236H227ZM238 237H239V236H238ZM238 237H237V238H238ZM249 237H250V236H249ZM258 237H259V236H258ZM260 237H261V236H260ZM263 237H264V236H263ZM115 238H117V237H115ZM119 238L122 239V237H120V236H119ZM134 238H135V237H134ZM214 238H215V237H214ZM225 238H226V237H225ZM231 238H232V237H231ZM97 239H98V238H97ZM132 239H133V237H132ZM139 239H140V238H139ZM218 239H219V237H218ZM222 239H224V238H222ZM226 239H227V238H226ZM228 239H229V238H228ZM241 239H242V238H241ZM248 239H249V238H248ZM111 240H112V239H111ZM124 240H127V239H124ZM234 240H235V239H234ZM239 240H240V239H238V241H239ZM118 241H119V240H118ZM120 241H121V240H120ZM120 241H119V242H120ZM204 241H205V239H204ZM216 241H217V240H216ZM219 241H220V240H219ZM240 241L242 242L243 240H240ZM240 241H239V242H240ZM248 241H249V240H248ZM248 241H247V242H248ZM27 242H28V241H27ZM130 242H131V240H130ZM201 242H203V239H202V241H200V243H201ZM205 242H206V241H205ZM213 242H214V240H213ZM230 242H231V241H230ZM234 242H235V241H234ZM247 242H246V243H247ZM250 242H251V241H250ZM253 242L255 243V241H253ZM13 243H14V242H13ZM28 243H29V242H28ZM49 243H51V242H49ZM120 243H121V242H120ZM236 243H237V242H236ZM243 243H244V242H243ZM246 243H245V244H246ZM254 243H252L253 246H254ZM29 244H30V243H29ZM132 244H134V243L132 242L131 245H132ZM211 244H212V243H211ZM214 244H215V243H214ZM218 244H219V243H218ZM218 244H216V245H218ZM228 244H229V243H228ZM228 244H227V245H228ZM241 244H242V243H241ZM241 244H240V245H241ZM207 245H209V244H207ZM207 245H206V246H207ZM230 245H232V243H231ZM230 245H228V246H230ZM43 246H44V245H43ZM47 246H48V244H47ZM100 246H101V245H100ZM124 246H125V245H124ZM126 246H127V245H126ZM137 246H138V245H137ZM137 246H134L133 248H128V252H130L131 254H134L135 252L139 251ZM202 246H203V245H202ZM221 246H222V245H221ZM233 246H234V245H233ZM248 246H249V244H248ZM255 246H256V245H255ZM44 247H45V246H44ZM204 247H205V246H204ZM213 247H214V246H213ZM225 247H226V246H225ZM238 247H239V246H238ZM241 247H243V245H242ZM250 247H251V244H250ZM144 248H145V246H144ZM236 248H237V247H236ZM239 248H240V247H239ZM245 248H247V247H245ZM245 248H243V249L245 250ZM248 248H249V247H248ZM248 248H247V249H248ZM251 248H252V247H251ZM256 248H257V247H256ZM260 248H261V246H260ZM262 248H263V247H262ZM124 249H125V248H124ZM247 249H246V250H247ZM258 249H259V248H258ZM112 250H114V249H112ZM207 250H208V249H207ZM250 250H251V249L249 248V251H250ZM252 250H255V249H252ZM260 250H261V249H260ZM116 251H117V250H116ZM121 251H122V250H121ZM121 251H120V252H121ZM146 251H147V250H146ZM185 251H186V250H185ZM210 251H211V250H210ZM232 251H233V250H232ZM236 251H237V250H236ZM261 251H262V250H261ZM263 251H264V250H263ZM86 252H87V251H86ZM207 252H209V251H207ZM229 252H230V251H229ZM238 252H239V250H238ZM96 253H97V252H96ZM109 253H110V252H109ZM220 253H221V252H220ZM222 253H223V252H222ZM233 253H234V251H233ZM236 253H237V252H236ZM245 253H246V252H245ZM262 253H263V252H262ZM107 254H108V252H107ZM119 254H121V253H119ZM231 254H232V253H231ZM239 254H240V253H239ZM243 254H244V252H243ZM243 254H242V255H243ZM246 254H247V253H246ZM246 254H245L244 256H246ZM112 255H116V253H115V254L112 253ZM134 255H135V254H134ZM220 255H221V254H220ZM224 255H225V254H224ZM240 255H241V254H240ZM249 255H250V254H249ZM81 256H82V255H81ZM163 256H164V255H163ZM178 256H179V255H178ZM209 256H210V255H209ZM233 256H234V255H233ZM107 257H110V256H107ZM213 257H214V256H213ZM225 257H226V256H225ZM229 257H230V255H229ZM229 257H226V258L228 259ZM235 257L238 258V256H235ZM121 258H122V257H121ZM178 258H179V257H177L176 260H178ZM204 258H205V257H204ZM259 258H260V257H259ZM187 259H188V258H187ZM206 259H207V258H206ZM218 259H219V258H218ZM229 259H230V258H229ZM229 259H228V260H229ZM256 259H257V258H256ZM256 259H255V260H256ZM112 260H114V259H112ZM118 260H119V259H118ZM134 260H135V259H134ZM183 260H184V259H183ZM204 260H205V259H204ZM249 260H250L249 257L245 258L243 264H250ZM25 261H26V260H25ZM107 261H108V260H107ZM110 261H111V260H110ZM131 261L133 262L132 259H131ZM187 261H188V260H187ZM206 261H207V260H206ZM241 261H242V260H241ZM258 261H259V260H258ZM115 262H116V261H115ZM132 262H130V263H132ZM178 262H180V261H178ZM242 262H243V261H242ZM252 262H253V261H252ZM155 263H156V262H155ZM188 263H189V261H188ZM209 263H210V262H209ZM109 264H110V263H109ZM111 264H112V262H111ZM179 264H180V263H179ZM215 264H216V263H215ZM241 264H242V263H241Z\"/></svg>","mask_w":264,"mask_h":264}]
</instances>
